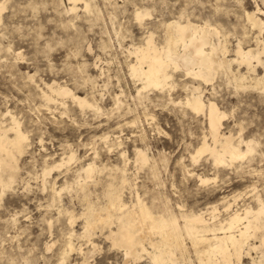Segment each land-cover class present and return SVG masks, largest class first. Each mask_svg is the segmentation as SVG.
<instances>
[{
    "label": "rangeland",
    "instance_id": "obj_1",
    "mask_svg": "<svg viewBox=\"0 0 264 264\" xmlns=\"http://www.w3.org/2000/svg\"><path fill=\"white\" fill-rule=\"evenodd\" d=\"M0 1V126L13 136V115L26 135L18 169L3 171L13 181L0 183V264H58L63 255L65 264H154L146 252L134 260L113 243L108 234L117 221L84 234L87 202L106 205L110 190L122 192L128 204L138 192L155 211L170 206L179 213L177 204L187 212L216 206V222L247 204L256 208L257 194L264 199V66L254 72L232 61L237 78L221 71L209 83L174 70L173 84L163 91L139 93L142 82L131 73L135 57L129 52L144 44L150 31L163 44L165 23L187 16L221 27L232 59L239 38L246 47L256 45L257 30L245 10L256 9V2L264 10V0H78L74 9L69 0ZM144 9L150 13L140 20L137 12ZM241 74L248 75L244 86L236 85ZM252 77H262V83L256 86ZM52 83L100 109L53 93L47 85ZM193 84L225 113L222 133L234 143L249 139L252 152L225 164H216L209 150L193 157L204 136L213 146L205 114L192 112L185 102ZM139 149L150 157L147 163L136 161ZM63 157L66 164L44 183L43 169ZM90 161L97 175L80 182L81 168ZM185 241L187 263L190 257L198 264L190 239ZM251 241L260 242L259 237ZM259 255L252 249L239 264H254Z\"/></svg>",
    "mask_w": 264,
    "mask_h": 264
},
{
    "label": "bare ground",
    "instance_id": "obj_2",
    "mask_svg": "<svg viewBox=\"0 0 264 264\" xmlns=\"http://www.w3.org/2000/svg\"><path fill=\"white\" fill-rule=\"evenodd\" d=\"M69 1L74 3L69 9H74L78 0ZM256 3V9L245 10L250 27L257 30L256 45L246 47L244 45L245 38L237 39L238 42L235 48L237 56H233L232 59L228 58L231 49L228 47L227 37L224 36L221 39L222 29L216 23H211L213 21L197 22L187 16L184 20H181V18L171 19L165 23L163 44L157 42L154 33L150 31L146 35L144 44L132 46V50L129 51L135 57V60L130 63L131 73L142 82L138 92L141 93L143 89L148 88L163 91L173 84L174 70L181 69L186 76L209 83L221 71L233 74L232 61L244 64L248 71L252 70L254 72L257 71V66H264V18L260 15L264 13V10L258 2ZM85 7H89V3L86 1ZM233 7L235 8V6ZM3 8V3H0V16ZM225 12L227 13V11ZM148 13L150 12L146 9L138 11L137 17L141 20ZM233 76L234 78L238 77L235 74ZM247 76L241 74V82L236 85H246L245 79ZM252 79L256 80V86L262 83V77H252ZM47 85L53 93L61 96L71 95L74 100L83 106L95 110L100 109L95 101L89 100L86 96H80L65 86L55 85L54 83ZM47 96L48 100L52 99L50 95ZM185 102L192 112L205 114L213 143L211 147L207 141L208 137L204 136L202 144L193 153L194 158L198 157L201 152L209 150L216 164H225L241 159L247 153L252 152L254 147L250 144L251 141H248L249 139L245 140L240 137L238 142L234 143L231 135L222 133L220 128L225 113L220 110L215 101H206L202 97L199 85H192L191 94L186 97ZM9 126L14 132L13 136L7 133V129H2V126H0V183L3 186L10 185L13 181V175L5 177L3 171L7 167L13 171L18 169L17 156L24 149L26 137L19 126L17 118L13 115ZM241 144H245L246 148L242 149ZM218 146L220 147L218 148ZM73 157L74 155L71 154L68 160ZM149 160L150 157L145 150H137L136 161L147 163ZM64 164H66V161L63 157L51 166L46 165L43 169L44 183H46L47 175H50L54 168H59ZM81 169L80 178L82 179H80V182L85 178L94 177L98 167L95 161H90L83 165ZM200 179L201 182L206 181L202 176ZM121 181H123L124 187L130 185L124 174ZM61 190L62 188L59 190L57 188L55 193L61 195ZM110 191L109 196L107 195L109 200L107 199L106 205L96 206L97 204L93 205L90 201L87 202L88 207H85L86 210L82 212V215H85L84 234L89 236L98 225L108 226L117 221V229H110L108 236L114 244L124 248L127 257L137 260L143 252H146L154 264H194L189 256L188 260L190 262L187 263L186 261L189 251L185 240L189 238L198 264H239L244 253L250 254L252 249L258 250L260 253L258 262H255L252 257L253 263L264 264V199L259 194L256 195V208L247 204L242 209L237 208L227 217L218 219L216 222V206H213L211 210L206 208L196 212H187L184 210L183 204H177L179 208V213H177L178 211L176 212L165 204L166 207L162 210L155 211L153 205H149L140 197L138 192H136L135 201L128 204L124 201L122 192L120 193L119 190ZM231 205V203H228L225 208L229 209ZM65 211L70 212V221H74L75 215L67 207ZM207 213L210 214L208 218L206 217ZM253 237H259L260 242H250ZM68 242L70 249H72L71 239ZM65 258L66 256L63 255L58 264H65Z\"/></svg>",
    "mask_w": 264,
    "mask_h": 264
}]
</instances>
